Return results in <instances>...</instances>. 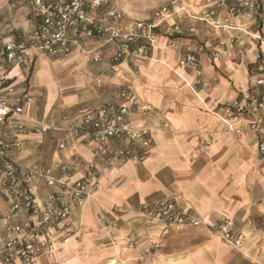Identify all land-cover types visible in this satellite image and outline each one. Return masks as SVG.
Instances as JSON below:
<instances>
[{"label":"crops","instance_id":"crops-1","mask_svg":"<svg viewBox=\"0 0 264 264\" xmlns=\"http://www.w3.org/2000/svg\"><path fill=\"white\" fill-rule=\"evenodd\" d=\"M202 3L194 1L191 12L197 13ZM174 19L183 22L185 31L194 26L195 34L178 38L176 49L158 37L152 58L111 65L112 47L108 45L89 55L46 56L49 60L34 55L28 73L13 72L18 91L31 94L35 101L25 121L30 129L40 122L59 129L79 122L86 111L103 101L121 106L123 89L151 108L134 114L129 122L151 127L152 148L143 150L119 139L110 143L112 151L128 149V157L124 164L111 159L102 165L100 189L85 209L75 214L82 235L37 264H134L138 260L139 264H264V158L258 156L257 137L224 132L220 120L208 112L249 95L250 62L255 59L256 47L252 46V55L245 62L231 53L223 61H215L211 47L220 35L183 15ZM103 43L104 38H96L89 48ZM187 45L206 49L198 55L197 67L183 71L178 61ZM97 55L102 61L96 64L91 60ZM63 69L69 73L67 77H62ZM195 77L209 80L210 87L194 94L185 82ZM62 138L58 129L41 137L25 135L21 137L25 148L11 159L25 169L35 163L51 166L67 162L73 156L84 162L95 157V147L81 140H69L60 151L57 145ZM168 201L203 220L235 221L244 236L243 247L236 250L203 228L166 230L135 214L144 203ZM0 208L3 212L8 208L4 198H0ZM105 222H116L118 227L106 228ZM130 230L138 240L134 250L124 245ZM150 238L161 248L146 254L143 242ZM3 243L0 224V247Z\"/></svg>","mask_w":264,"mask_h":264},{"label":"built area","instance_id":"built-area-1","mask_svg":"<svg viewBox=\"0 0 264 264\" xmlns=\"http://www.w3.org/2000/svg\"><path fill=\"white\" fill-rule=\"evenodd\" d=\"M194 1L169 0L152 9L145 18L126 20L108 0H34L36 25L17 37L7 38L0 51V198L8 204L5 212L0 208L4 235L0 264H37L82 235L81 223L75 225V214L82 212L93 193L100 189L102 165L111 159L124 164L128 157L126 148L110 149L113 140H125L143 150L152 148L151 127L129 122L134 114L149 112L150 105L127 89L120 92L124 102L121 106L103 101L86 111L79 122H70L60 129L42 122L28 128L25 121L35 101L31 94L18 91L13 72L28 73L34 55L49 58L73 52L89 55L111 45L108 59L111 65L152 58L158 37L165 38L169 47L176 49L178 38L195 34L194 26L185 31L183 22L174 19L178 15L220 35L211 47L215 61L221 62L231 53L245 62L252 46H258L261 51L250 62L253 69L249 95L208 112L220 120L224 132L238 137L256 136L258 156L264 158V0H203L200 10L192 13ZM96 38H104L105 43L90 49V42ZM205 49L203 45L196 50L185 46L178 67L183 71L197 67L198 55ZM91 61L100 63L102 57L97 55ZM185 83L194 94L211 85L201 77ZM57 129L63 132L57 145L60 151L65 150L69 140H81L95 147V157L84 162L73 156L67 162L51 166L35 163L25 169L11 159L26 146L21 137L30 134L41 137ZM135 214L147 222L160 223L166 230L203 228L236 250L244 245V236L235 221L203 220L179 210L172 201L144 203ZM105 227L116 228L118 224L105 222ZM124 245L128 250L137 249L133 230L128 231ZM143 245L146 254L161 248L151 238Z\"/></svg>","mask_w":264,"mask_h":264},{"label":"rangeland","instance_id":"rangeland-1","mask_svg":"<svg viewBox=\"0 0 264 264\" xmlns=\"http://www.w3.org/2000/svg\"><path fill=\"white\" fill-rule=\"evenodd\" d=\"M169 0H108L110 6L117 7L125 16L140 18ZM36 24L32 0H0V51L5 40L12 36H19ZM46 60H49L45 56ZM2 63L0 61V68ZM62 77L69 73L63 69ZM66 73V74H65ZM32 77V76H31ZM56 81V80H54Z\"/></svg>","mask_w":264,"mask_h":264},{"label":"trees","instance_id":"trees-1","mask_svg":"<svg viewBox=\"0 0 264 264\" xmlns=\"http://www.w3.org/2000/svg\"><path fill=\"white\" fill-rule=\"evenodd\" d=\"M33 2H34V0H32V4H33ZM255 47H256V48H254V49H255V51H254V55H257V54H258L257 52H258L259 49L257 48V46H255ZM251 55H252V54H251Z\"/></svg>","mask_w":264,"mask_h":264},{"label":"bare ground","instance_id":"bare-ground-1","mask_svg":"<svg viewBox=\"0 0 264 264\" xmlns=\"http://www.w3.org/2000/svg\"><path fill=\"white\" fill-rule=\"evenodd\" d=\"M45 65V64H44ZM67 66V65H66ZM43 71V70H42ZM16 72V71H15ZM84 74V73H83ZM35 78V77H34ZM81 78V77H80ZM56 82V81H55Z\"/></svg>","mask_w":264,"mask_h":264}]
</instances>
